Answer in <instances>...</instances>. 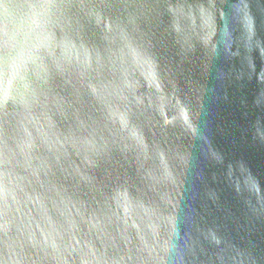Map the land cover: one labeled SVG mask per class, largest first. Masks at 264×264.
Returning <instances> with one entry per match:
<instances>
[{
  "label": "water",
  "instance_id": "95a60500",
  "mask_svg": "<svg viewBox=\"0 0 264 264\" xmlns=\"http://www.w3.org/2000/svg\"><path fill=\"white\" fill-rule=\"evenodd\" d=\"M0 264H264V0H0Z\"/></svg>",
  "mask_w": 264,
  "mask_h": 264
},
{
  "label": "clouds",
  "instance_id": "9594fccd",
  "mask_svg": "<svg viewBox=\"0 0 264 264\" xmlns=\"http://www.w3.org/2000/svg\"><path fill=\"white\" fill-rule=\"evenodd\" d=\"M35 39H36V47L37 49H39L42 46V41L40 40L39 36H37Z\"/></svg>",
  "mask_w": 264,
  "mask_h": 264
}]
</instances>
